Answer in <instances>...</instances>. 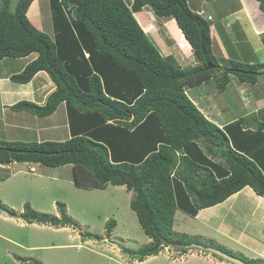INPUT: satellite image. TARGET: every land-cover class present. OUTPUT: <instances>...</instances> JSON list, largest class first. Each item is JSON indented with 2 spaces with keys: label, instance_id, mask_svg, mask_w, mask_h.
Here are the masks:
<instances>
[{
  "label": "trees",
  "instance_id": "obj_1",
  "mask_svg": "<svg viewBox=\"0 0 264 264\" xmlns=\"http://www.w3.org/2000/svg\"><path fill=\"white\" fill-rule=\"evenodd\" d=\"M47 1L52 37L27 18L33 0H0V61L36 54L10 81L24 85L43 72L55 88L43 105L24 100L11 108L44 118L64 103L69 138L0 143L1 164L71 165L77 186H124L133 193L129 206L150 239L136 250L123 249L139 261L157 255L162 246L186 252L187 242L172 234L175 210L195 217L245 187L264 198V110L221 127L186 93L207 83L217 70L221 91H226L230 74L240 85H257L264 64L241 62L235 47L241 32L232 41L220 24L191 10L190 0H131L130 5L124 0ZM257 2L264 13V0ZM143 8L175 21L194 66L181 68L153 45L134 17ZM212 31L224 40L228 60L213 55ZM58 205L60 218L22 217L29 223L77 228L65 206ZM0 211L16 216L1 203ZM114 226L107 222L108 237Z\"/></svg>",
  "mask_w": 264,
  "mask_h": 264
},
{
  "label": "rangeland",
  "instance_id": "obj_2",
  "mask_svg": "<svg viewBox=\"0 0 264 264\" xmlns=\"http://www.w3.org/2000/svg\"><path fill=\"white\" fill-rule=\"evenodd\" d=\"M130 1L124 0L125 4ZM47 2L35 0L26 16L34 27L52 37L51 14ZM189 6L194 12H203L205 17H219L220 13H229L232 5L226 6L219 0H190ZM236 7L234 5L233 10H236ZM146 11L154 16L149 8H146ZM237 15L240 20L237 21L242 28L237 21L236 26L240 30L243 29V36L242 40L234 43L240 53L241 62L264 64V24L259 25L257 21L251 20V29L241 10ZM154 19L157 38L156 34L150 32V28L148 34L146 33L153 45L164 56L172 55L181 68L194 66L196 63L192 51L175 21L155 16ZM139 23L142 24L141 21ZM211 35L213 55L228 60L229 55L224 52V40L220 44L213 31ZM244 53L245 56H242ZM34 58L35 54L19 59L4 58L0 69L7 74L19 72ZM220 75L221 71L217 70L207 83L186 90L190 100L209 120L216 121V118H220L222 122H229L241 115L264 110V99H260L264 95V75L257 79L256 86H250L240 85L236 77L230 74V83L225 87V92L217 88ZM38 81L44 85L43 89L48 94L55 88L45 73L34 79V82ZM24 99L33 98L23 96L17 103ZM3 100L0 91V143L61 142L68 139L67 116L63 104L57 108L56 122H50L54 123L55 127L49 133L41 132L36 136L34 130L37 126L45 125L42 117L25 111L14 112L11 108L13 105L3 107ZM248 190L244 189L235 199H227L210 208L208 214L211 219L208 222L205 218L202 221L199 217L194 218L175 210L173 237L185 240V247L200 240L201 245L222 250L226 254L234 253L236 258L244 259L246 263H251V260L257 257L261 259L251 250L264 245V237H259L260 228L253 227L249 220L236 222L229 216L231 210L241 214H264V198L258 196L251 188ZM132 199L133 193L127 191L124 186L108 184L104 190L77 186L71 165L51 168L25 162L0 163V203L16 213V216L12 217L0 211V264H34L33 261L41 264H230L207 252L196 249H186V252H183L171 246H162L157 255L147 256L144 261L123 253L125 248L136 250L150 242L129 206ZM245 201H250L251 206L243 211L242 205ZM235 202L237 204L231 205ZM58 204L65 206V213L77 228L71 225L29 223L22 217L24 213L26 216L44 214L60 218ZM109 221H114L115 226L108 237L106 231L109 227H106V224ZM222 221H225L223 226ZM86 233L96 238L83 236Z\"/></svg>",
  "mask_w": 264,
  "mask_h": 264
},
{
  "label": "crops",
  "instance_id": "obj_3",
  "mask_svg": "<svg viewBox=\"0 0 264 264\" xmlns=\"http://www.w3.org/2000/svg\"><path fill=\"white\" fill-rule=\"evenodd\" d=\"M219 2L224 3V5H226V6H230V4H231L232 6H231V8H229L230 12L228 11L229 13H226V14L220 13L219 17H216V16L211 17V15H208V17L211 18L210 19L211 21L214 20L213 22L215 24L216 23L220 24V26H222L224 28L226 34L229 35V37H230V39L232 41H234V39L237 37V34L243 30V29L240 30L236 26V21L237 20L240 21L239 20V16L237 15V12H239L240 10L244 13V15H245L244 18L248 19L249 26L251 27V29H252V26L250 24L251 20H253V22L257 21L256 23H259V25L264 24V13L259 9V3L257 2V0H219ZM245 2H247V3H245ZM130 3H131V1H130ZM130 3L127 4V5H130ZM227 4H229V5H227ZM246 4H248V5H246ZM234 5L237 6L236 10H233V9H235ZM229 16H233V17H229ZM134 17H135V19L137 20L138 23H139V21H141L142 24H140V23L139 24H140L141 28L143 29V31L145 33L148 34V29L150 28L151 29L150 32L153 33V34H156V38H157L158 33H157V30L154 27L155 26L154 16L149 11H146V8H144L142 12L135 13ZM226 21H228V25H225ZM237 24L240 25L241 28H242V25L240 24V22H238ZM142 25H144V26L146 25L147 27L143 28ZM262 33H263L262 35H264V32H262ZM214 36H216L217 40L220 41L218 35H216L215 32H214ZM220 44H222L221 41H220ZM35 57H36V54H35ZM0 63H1V61H0ZM19 72H12L10 74H7V73L3 72L2 68L0 69V91H1V94H2V98L4 99L3 100V104H2L3 107L8 108V107L16 104L18 100L23 99V96H25L27 98H31V99L33 98L32 100H30V99L29 100L31 102H34L35 104H38V105L44 104L45 99H46V97L49 94L47 92H45V90L43 89L44 85L43 84L41 85L40 81L34 82V79L36 80L38 75L43 73V72L37 73L30 83L24 84V85L13 83L9 79V77L11 75H13L14 73L17 74ZM45 83H47V82L45 81ZM52 85H53V83H52ZM4 97H6V98H4ZM260 99L261 100L264 99V95H262L260 97ZM29 100H27V101H29ZM7 104H8V106H6ZM61 104L64 105V103H61ZM64 108H65V105H64ZM56 111H57V109H56ZM56 111L52 115L42 118L43 119V123H45V125H41L39 127L37 126L36 130H34L36 136H37V134H39L41 132L49 133L50 130L55 127L54 123L56 122L55 120H56V116H57V112ZM255 113H257V112H255ZM204 115L207 116L206 114H204ZM234 120H236V118L231 119L230 121L228 120L229 122H226V121L222 122V120L220 118H216V121H214V120H211V121L215 122L217 125H219L221 127H224L228 123H230V122H232ZM50 122H54V123L50 124ZM67 128H68V126H67ZM26 131L29 132L31 130H26ZM68 135H69V132H68ZM68 138H69V136H68ZM21 140H23V139L21 138ZM39 142H41V141H39ZM244 189L248 190L249 187H245L242 190H244ZM248 191H250V190H248ZM238 193L230 196L228 198V200L229 199H235L237 197ZM249 202L250 201L243 202V205H242L243 211H246L245 209L250 208L251 203H249ZM232 204H237V203L236 202L235 203H231V205ZM210 208H212V207H210ZM210 208L198 211L197 215L194 218H198L199 217L198 219H201L202 221L205 218L207 220V222H208L209 219H211V216L208 214V211L210 210ZM261 209L263 210V208H261ZM248 214L249 213H244V214L242 213L241 214L239 212L237 213V212H234L232 210L229 212V216H231L236 222L243 221V220L244 221L245 220H249L250 224L253 223V224H251V225H253V227L254 226L259 227L260 228L259 237H264V229H263V226H264V214L258 213V215H257V214H253V212H252V214H249V215ZM257 216H258V218H257ZM224 223H225V221H222L221 225L222 224L224 225ZM261 230H262V233H261ZM255 240H256V238H255ZM257 248H260V249L257 250ZM251 250L255 252L254 253L255 255L257 254L261 258L259 260L264 261V245H259L258 247L256 246V247H254ZM253 258H255V257H253ZM257 259H258V257L255 258V259H252V260H257Z\"/></svg>",
  "mask_w": 264,
  "mask_h": 264
},
{
  "label": "water",
  "instance_id": "obj_4",
  "mask_svg": "<svg viewBox=\"0 0 264 264\" xmlns=\"http://www.w3.org/2000/svg\"><path fill=\"white\" fill-rule=\"evenodd\" d=\"M187 249H196L202 252H207L210 253L212 255H214L217 258H220L221 260H224L230 264H248L234 256H231L229 254H226L225 252H223L222 250L219 249H214L212 247H207V246H203L201 244H197V243H193L190 244L189 246H186Z\"/></svg>",
  "mask_w": 264,
  "mask_h": 264
},
{
  "label": "clouds",
  "instance_id": "obj_5",
  "mask_svg": "<svg viewBox=\"0 0 264 264\" xmlns=\"http://www.w3.org/2000/svg\"><path fill=\"white\" fill-rule=\"evenodd\" d=\"M34 1V0H33ZM32 4V3H31ZM201 14V13H200ZM206 19H208L209 21H210V18H206ZM183 35V34H182ZM184 40H185V38H184ZM186 41V40H185ZM187 43V42H186ZM188 44V43H187ZM189 46V45H188ZM193 102V101H192ZM219 205V204H218ZM207 209V208H206ZM178 210V209H177ZM203 210V209H202ZM175 213V212H174ZM174 249V248H173ZM184 249H187L186 247H184ZM245 262V261H244Z\"/></svg>",
  "mask_w": 264,
  "mask_h": 264
}]
</instances>
